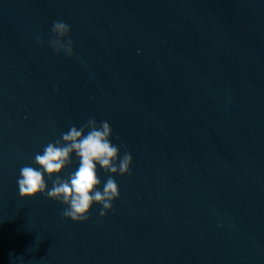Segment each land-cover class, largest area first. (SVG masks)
<instances>
[{"label":"water","instance_id":"1","mask_svg":"<svg viewBox=\"0 0 264 264\" xmlns=\"http://www.w3.org/2000/svg\"><path fill=\"white\" fill-rule=\"evenodd\" d=\"M91 118L133 158L112 210L21 198ZM0 264H264V0H0Z\"/></svg>","mask_w":264,"mask_h":264},{"label":"clouds","instance_id":"2","mask_svg":"<svg viewBox=\"0 0 264 264\" xmlns=\"http://www.w3.org/2000/svg\"><path fill=\"white\" fill-rule=\"evenodd\" d=\"M54 38L49 40V46L54 53L74 55L73 41L70 37V25L63 20L52 24ZM37 43L42 38L36 37ZM86 133V134H85ZM62 138L49 142L42 153H36L34 164L39 168L25 165L20 169L17 183L21 198H35L39 194L48 199L59 201L66 205L62 212L65 219L74 222L87 221L94 204L101 205L99 215L104 217L113 208V202L120 197L119 185L113 179L114 175L131 174L132 155L125 151L120 155V148L111 142L112 129L107 121L97 124L95 118L89 119L79 128L71 126ZM75 153L79 164L67 179L60 174L73 163ZM97 165L105 173H111L99 190L101 179ZM51 181V188L45 180ZM53 176L56 178L53 179Z\"/></svg>","mask_w":264,"mask_h":264}]
</instances>
